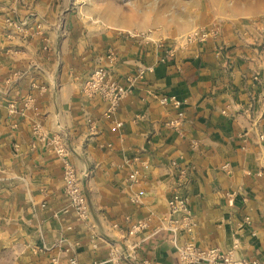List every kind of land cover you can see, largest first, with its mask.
I'll return each mask as SVG.
<instances>
[{
  "label": "crops",
  "instance_id": "1",
  "mask_svg": "<svg viewBox=\"0 0 264 264\" xmlns=\"http://www.w3.org/2000/svg\"><path fill=\"white\" fill-rule=\"evenodd\" d=\"M218 26L170 54L175 42L160 34L99 29L59 0H0V264H182L177 248L189 239L264 263V22ZM101 65L124 85L152 69L109 111L83 91ZM163 96L181 101L178 128ZM35 124L89 173L87 219L71 208L63 162ZM175 191L194 222L176 238L167 226Z\"/></svg>",
  "mask_w": 264,
  "mask_h": 264
},
{
  "label": "built area",
  "instance_id": "2",
  "mask_svg": "<svg viewBox=\"0 0 264 264\" xmlns=\"http://www.w3.org/2000/svg\"><path fill=\"white\" fill-rule=\"evenodd\" d=\"M19 27V26H17ZM20 28V27H19ZM219 34L218 24H214L208 28L196 29L187 34L184 42L190 44L194 42H204L211 37ZM131 37L144 36L143 32H129ZM176 42L174 47L169 51L170 54L174 53ZM110 61L115 59V56L110 53L108 55ZM152 67H141L135 77L128 79L127 85L121 84L116 79L112 78L109 69L103 65L95 68L89 76L86 78L83 84V91L88 96L99 95L109 102V111L116 110L119 102L130 91L131 87L135 84V81L144 75ZM162 103H171L177 110V117L170 121V124L175 128H178L181 124L183 112H181V101L176 96H163L161 98ZM17 111L15 103L9 104V112L11 114ZM34 134L51 150L61 158L63 162V178H64V191L69 199V203L72 209L77 215L85 220L89 216V203L87 194L83 186V180L89 176L88 172L80 173L70 161V150L65 142L61 139L60 135L48 136L46 135L42 127L39 124L33 126ZM137 172L130 174V179L133 182L137 181ZM168 206L170 214L176 217L167 220L168 228L173 232L175 238L182 233H191L193 229V217L189 206L188 197L181 192L175 191L168 199ZM149 226V220H140L134 223L131 227L133 233H138L145 230ZM178 255L182 264H201L203 262H210L215 264H264L257 259L245 260L235 259L231 251L223 250L219 247H207L203 248L198 246L193 239L184 241L178 245ZM130 257H134L132 254H128ZM123 254L115 248L111 254V261L118 262ZM72 264H80L76 259H71ZM148 264L147 262H145ZM53 264H61L58 260H55ZM93 264H100L94 262Z\"/></svg>",
  "mask_w": 264,
  "mask_h": 264
},
{
  "label": "rangeland",
  "instance_id": "3",
  "mask_svg": "<svg viewBox=\"0 0 264 264\" xmlns=\"http://www.w3.org/2000/svg\"><path fill=\"white\" fill-rule=\"evenodd\" d=\"M62 8L99 29L156 33L183 42L214 24L264 22V0H59ZM129 34V32L127 33Z\"/></svg>",
  "mask_w": 264,
  "mask_h": 264
}]
</instances>
